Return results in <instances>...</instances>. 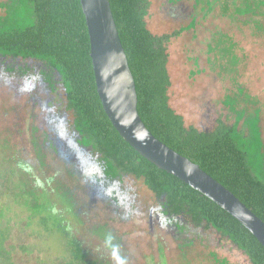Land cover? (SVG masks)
I'll list each match as a JSON object with an SVG mask.
<instances>
[{
    "label": "rangeland",
    "instance_id": "374dc122",
    "mask_svg": "<svg viewBox=\"0 0 264 264\" xmlns=\"http://www.w3.org/2000/svg\"><path fill=\"white\" fill-rule=\"evenodd\" d=\"M171 1L150 0L146 18L148 28L157 34L192 22L190 30L168 43L170 105L186 123L208 128L216 118L233 121L222 100L227 94L235 95L239 107L259 109L264 140V0H218L210 9L203 1ZM8 75L0 69V264H64L70 258L62 232L44 229L38 223L39 214H31L35 203L19 188L21 178L27 186L35 185L33 178L42 184H36L35 191L39 203L43 202L39 213L46 211L45 191L63 226L79 240L85 259L103 264H227L219 259L250 264L235 246L217 245L207 230L199 234L185 226L177 231L173 225H161L155 213L149 225V207L156 205L140 179L124 177L121 183H109L111 195L87 207L83 205L88 201L85 191L91 189L89 177L74 171L75 177L64 178L60 187L77 201L70 212L56 184L45 185L46 177L62 173L64 155L45 143L53 133L40 122L41 108L33 109L26 92L16 89L18 82L9 84L13 81ZM96 169L94 173L102 175L101 166ZM114 193L127 196L128 202L117 203ZM13 196L18 199L14 201ZM99 227L103 233H112L116 244H107L96 233ZM7 256L10 260L5 261Z\"/></svg>",
    "mask_w": 264,
    "mask_h": 264
},
{
    "label": "trees",
    "instance_id": "16d2710c",
    "mask_svg": "<svg viewBox=\"0 0 264 264\" xmlns=\"http://www.w3.org/2000/svg\"><path fill=\"white\" fill-rule=\"evenodd\" d=\"M108 1L134 79L137 112L144 125L160 141L224 185L264 222V140L259 109L239 107L238 97L227 94L222 103L233 121L216 118L208 128L186 123L170 105L168 43L173 36L190 30L192 22L171 33L157 34L147 26L150 0ZM201 1L210 9L218 0H195ZM223 3L228 7L227 1ZM8 58L36 60L44 65L41 69L46 71L47 79L54 76L62 82L66 108L79 141L100 154L107 177L125 173L140 179L156 204L170 216H177V221L212 227L242 251L250 264H264V247L247 228L211 199L141 156L112 126L96 92L79 0H0V59ZM239 92L242 93L240 89ZM68 175L75 177L74 172L68 171ZM30 181L35 185L27 186L21 178L19 188L36 204L30 210L33 216L39 214L38 223L44 229L62 232L66 238L70 258L64 264H103L85 259L79 240L71 236L68 226H63L60 213L54 211L45 191L46 211L39 213L43 202L39 203L35 191L36 184H42L36 178ZM47 182L55 183V190L61 192L63 182L55 174L46 177L45 185ZM67 192L61 194L71 212L76 204ZM16 193L20 196V191ZM17 196L12 197L14 201ZM101 230L97 228L96 233L107 244H116L112 233ZM8 256L5 261L10 260ZM221 260L230 264L226 259L218 262Z\"/></svg>",
    "mask_w": 264,
    "mask_h": 264
},
{
    "label": "water",
    "instance_id": "95a60500",
    "mask_svg": "<svg viewBox=\"0 0 264 264\" xmlns=\"http://www.w3.org/2000/svg\"><path fill=\"white\" fill-rule=\"evenodd\" d=\"M96 92L118 134L141 156L179 178L237 219L264 247V222L224 185L155 137L137 112L135 83L108 0H79Z\"/></svg>",
    "mask_w": 264,
    "mask_h": 264
},
{
    "label": "flooded vegetation",
    "instance_id": "af4514ba",
    "mask_svg": "<svg viewBox=\"0 0 264 264\" xmlns=\"http://www.w3.org/2000/svg\"><path fill=\"white\" fill-rule=\"evenodd\" d=\"M41 66L40 62L32 59H0V69L5 73H9L8 78L13 81V83L9 82V84L16 86V82H18V88L16 89L26 92L25 99L27 102L31 101V107H33V109L36 106L41 108L40 122L44 128L48 130L51 129L53 133V136L49 134V140L45 143L50 145L53 152H60L61 156L62 154L64 155L63 163L65 167L63 170L67 168L70 172L80 171L89 177L88 183H91V189L85 191L88 195V201H86L83 206L87 204L86 206L90 207L92 202L111 195V186L108 185L109 183L112 185L121 183L124 177H132L134 180L138 178L125 173L113 175L112 177H107L104 174L100 154L96 153L91 145H85L79 141L80 136L75 130L72 123V116L66 108L62 82L54 76H52V79H47L46 71L41 69L45 67L44 65ZM68 127L70 129H67ZM68 130H70V132ZM34 144L35 142H33V145ZM96 166L97 168L101 166L102 175L100 173H94V171H97ZM60 170L62 173H60L58 177L61 182L65 180L64 178L68 180L70 177H64V175H68V171ZM58 173L55 172L54 174L56 175ZM113 196L117 200V203L123 201L124 204H126V202H128L127 196L122 195L120 197V195L115 193ZM84 202L85 201H83V203ZM73 203L77 204V201H73ZM154 204L156 206L149 207V225L152 223V216L155 213L161 225H173L177 231L184 230L186 226L193 229V231H197L199 234L202 233L201 231L207 230L206 234L210 235L217 245L225 247V244L229 243L235 246L232 242L228 241L227 238L222 237L214 228L205 227L203 224L183 222L181 219L177 221V216H170L164 211V208L156 204V201ZM175 222H178V224Z\"/></svg>",
    "mask_w": 264,
    "mask_h": 264
}]
</instances>
